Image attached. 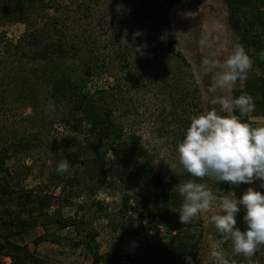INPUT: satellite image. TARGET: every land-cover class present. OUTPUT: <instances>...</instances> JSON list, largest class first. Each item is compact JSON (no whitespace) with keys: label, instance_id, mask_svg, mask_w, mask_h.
I'll list each match as a JSON object with an SVG mask.
<instances>
[{"label":"trees","instance_id":"16d2710c","mask_svg":"<svg viewBox=\"0 0 264 264\" xmlns=\"http://www.w3.org/2000/svg\"><path fill=\"white\" fill-rule=\"evenodd\" d=\"M93 1L96 4L109 1L116 11L120 8L125 11L130 6L120 28L122 34L127 30L129 45L113 43L112 46L117 48L113 52L106 46L99 49L98 42H90L92 37L86 31L92 24L93 14L85 0L77 4L76 13L80 12L79 16L70 15V41L64 35L67 27L64 21L53 20V17L47 19L45 12L49 7L44 0H0V26L12 23L25 25L23 41L14 48L28 60L39 63L43 81L50 88L51 99L55 103L66 104L65 122L70 132L80 136L83 142L81 154L77 156L79 167L65 179V185L60 188L59 177L53 174L48 175V181L62 193L68 185L74 196H80L84 189L93 196L110 178H115L125 192L118 212V225L121 226L127 214L136 213L143 217L140 211H145L156 225L171 226L170 245L140 241L136 232L131 231L130 234H133L127 242H120L119 246L114 245L105 253H100L97 233L87 224L85 214L64 217L62 208L54 207L58 198L43 190L47 187H22L19 173L6 166L10 151L17 146L24 149L30 147L27 141H19L0 146V264L3 258L9 259L8 264H48L24 243L25 237L38 228L43 233L33 239L35 247L45 242L59 245L66 240L69 246L71 243L75 248L83 247L91 257V264H180L182 258L197 253L203 235L200 214L191 223L179 222L183 197L176 190V185L195 179L197 183L207 184L220 196L233 190L232 185L210 178L201 180L186 173H160L140 137L126 131L125 119L135 111L133 97L127 95L128 86L148 92L153 90L159 98L163 105L161 113H166L169 126L172 125L166 133H162L165 138L173 140L177 155V144L184 138L190 117L201 113L199 90L189 64L177 50V41L165 15L180 0ZM223 3L229 29L253 62L247 78L236 81L242 84L232 91L231 98L243 93L254 98L255 111L242 118V122L254 127L251 118L264 117V58L260 56L264 51V0H223ZM81 19L84 20L81 22ZM75 22L81 27L86 22L80 35L73 33ZM137 31L141 32V36L133 41V33ZM140 45H147L142 52L148 58V65L134 67L131 64L132 67L129 57L133 55L132 49ZM69 59L70 67L66 65ZM74 59L77 60L76 66L71 64ZM114 61L121 65L118 71L123 75L114 76L113 85L109 88L94 93L86 91L88 81L109 69L107 66ZM136 74L139 75L136 79L139 84H123ZM28 83V78L23 79L21 85ZM232 114L239 115V112L234 110ZM261 194L264 195L263 192ZM133 199L135 203L131 206ZM91 206L95 208L92 221L109 217L107 207L100 202L92 201ZM78 207L85 211L84 204ZM244 214L242 208L235 217V227L239 230L245 223ZM111 227L115 231L117 224L112 223ZM70 228L78 236L75 241L63 239L58 234ZM193 228L197 230L195 233ZM261 252H264V246ZM240 257L239 262L244 264L243 257Z\"/></svg>","mask_w":264,"mask_h":264},{"label":"rangeland","instance_id":"374dc122","mask_svg":"<svg viewBox=\"0 0 264 264\" xmlns=\"http://www.w3.org/2000/svg\"><path fill=\"white\" fill-rule=\"evenodd\" d=\"M80 1L82 0H44L49 7L45 12L47 19L53 17V20L66 23L64 35L68 41H70V15L76 18L79 16L80 12L77 14L76 9ZM85 3L93 14L92 24L86 31V34L92 37L90 42H98L99 49L106 46L108 50L114 52L117 48L112 45L121 41L122 30L120 28L123 26L124 14L129 13L130 6L125 12L121 8L116 11V7L112 6L109 1L96 4L93 0H85ZM165 15L168 19V26L177 41V50L189 64L193 81L199 90L201 113L215 107L219 114L228 115L221 111L220 105H212L211 100L217 96L231 98L232 91L242 83L236 82L231 89L217 88L214 85V73L205 74L200 68L202 60L209 58L214 62V70H219L220 65L237 44L236 36L227 25V13L223 0H180ZM83 20L81 19V22ZM86 22L82 23V27L75 22V25H72L73 33L80 35L85 29L83 25L85 23L86 26ZM24 32L25 25L22 23L0 26V146L19 141H27L30 144L27 149L17 146L10 151L6 166L19 173L22 187L26 189L47 187L43 190L58 198L54 201V207L62 208L64 217L72 218L75 215L85 214L87 224L91 225V229L97 233L96 242L100 247V253H105L114 245L119 246L120 242H127L133 234H130L131 231L136 232L140 241H158L168 247L172 233L171 226L156 225L145 211H140L143 217L136 213L127 214L121 226L118 225L120 221L118 212L121 209L125 192L115 178H110L107 184L93 196L88 193L87 189H84L80 196H74L70 193L68 185H66L65 193H62L49 183L48 175L53 174L59 177L57 182H60V188L65 185V179L71 177L74 170L79 167L77 156L81 154L80 149L83 142L80 136L70 132V127L65 122L66 104L55 103L51 99L50 88L43 81L39 63L28 60L14 48L18 42L23 41ZM202 37H207V45L203 48L198 44ZM143 53V55L135 53L129 57L130 65L134 67L148 65V58L145 52ZM72 61L71 64L76 66L77 60ZM66 65L70 67V59L66 61ZM120 66L115 61L109 64L107 66L109 69L106 68L102 74L88 81L85 90L94 93L99 89L111 87L113 77L123 75L119 72ZM138 76L136 74L134 78L131 77L123 84H139L136 81ZM27 78L29 83L21 85L23 79ZM126 90L129 92L127 95L133 97L135 105H133L135 111L127 115L125 119L126 131L134 132L140 137L157 171L162 174L173 172L170 165L177 162L178 155L173 149V140L163 136V133H166L172 125L169 126L166 113H161L163 105L160 104L159 98L153 90L142 91L139 87L131 88V86H128ZM251 121L254 127L264 126V117H253ZM63 159L68 161L72 167L66 172H58V165ZM232 186V192L235 193L237 199L249 187L264 193V187H261V182L258 180L252 184ZM212 192L213 195L220 196L219 193L213 190ZM92 201H98L107 207L109 217L92 221L91 217L95 210L91 206ZM131 202L133 206L135 200ZM81 204L85 205L84 212L78 207ZM213 214H223L218 201H213L207 212L200 213L203 237L199 250L196 254L182 258L180 264H215L212 252L221 249V237L210 222ZM112 223L117 224L115 231L111 227ZM246 227V223L242 224L240 231L244 232ZM42 233L41 229H36L25 237L24 243L30 251L46 260L48 264H91V257L83 247L75 248L71 243L69 246L66 240L59 245L45 242L35 247L32 241ZM58 234L68 241L78 239L72 228L60 231ZM222 250L230 264H242L239 262L240 256L232 255L230 244L226 242L222 245ZM254 259L258 260L259 264H264V255L255 254ZM1 263L8 264L3 259Z\"/></svg>","mask_w":264,"mask_h":264},{"label":"clouds","instance_id":"9594fccd","mask_svg":"<svg viewBox=\"0 0 264 264\" xmlns=\"http://www.w3.org/2000/svg\"><path fill=\"white\" fill-rule=\"evenodd\" d=\"M127 35L125 30L121 36V46L129 45ZM139 36L141 32H134L133 41ZM198 44L201 48L205 47L207 37H202ZM146 47L140 45L133 48V54L143 55L142 49ZM260 56L264 58V51ZM252 63L243 45L236 44L219 70H214V62L209 58L202 60L200 68L205 74L214 73L215 87L231 89L238 79L247 78ZM211 104L220 105L221 111L228 115L219 114L215 107L192 115L184 138L177 144L178 160L170 165L171 170L176 175L186 173L193 178H210L235 186L258 180L264 187V126L253 127L242 122V118L255 111L254 98L247 93L237 98L217 96L212 98ZM234 110L239 115L232 114ZM70 167L68 161L63 159L57 171L66 172ZM175 188L183 197L179 209L181 224L191 223L201 212H207L213 201H218L223 214L210 217V222L221 237V249L212 252L215 264H230L222 250L226 242L230 244L233 256L243 257L244 264H259L254 256L257 252L264 255L261 252L264 246V195L260 191L249 187L239 199L232 191L217 197L207 184L197 183L195 179L178 183ZM242 208L247 226L244 232L235 227V217ZM192 231L195 233L197 230L193 228Z\"/></svg>","mask_w":264,"mask_h":264},{"label":"built area","instance_id":"2783aa9c","mask_svg":"<svg viewBox=\"0 0 264 264\" xmlns=\"http://www.w3.org/2000/svg\"><path fill=\"white\" fill-rule=\"evenodd\" d=\"M130 204H133V203L130 201ZM3 261H6V263H8L9 259L8 258H3Z\"/></svg>","mask_w":264,"mask_h":264},{"label":"crops","instance_id":"0c3cea01","mask_svg":"<svg viewBox=\"0 0 264 264\" xmlns=\"http://www.w3.org/2000/svg\"><path fill=\"white\" fill-rule=\"evenodd\" d=\"M9 263V262H8Z\"/></svg>","mask_w":264,"mask_h":264}]
</instances>
